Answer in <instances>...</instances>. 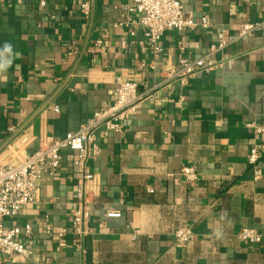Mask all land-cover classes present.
Here are the masks:
<instances>
[{
  "label": "crops",
  "instance_id": "0c3cea01",
  "mask_svg": "<svg viewBox=\"0 0 264 264\" xmlns=\"http://www.w3.org/2000/svg\"><path fill=\"white\" fill-rule=\"evenodd\" d=\"M179 1L208 26L166 31L155 56L141 44L140 27H116L123 0H0V47L11 42L19 54L0 73L1 164L77 132L110 106L117 78L154 93L121 122V133L97 132L101 151L88 164L95 180L87 185L85 254L72 236L64 246L56 238L70 228L77 202L75 151L66 150L57 174L39 183L35 200L6 220L7 228L30 225L32 234L18 238L29 258L4 264H264V135L261 178L254 182L247 155L255 138L246 127L264 126V0ZM82 4L90 7L88 18ZM243 23L262 29L217 54L222 66L185 85L163 83L180 59L205 56L217 34L236 37ZM187 165L199 175L193 187L179 175ZM107 211L121 218L106 219ZM179 228L193 234L184 248L174 244ZM242 228L256 230L261 242L237 241Z\"/></svg>",
  "mask_w": 264,
  "mask_h": 264
},
{
  "label": "built area",
  "instance_id": "2783aa9c",
  "mask_svg": "<svg viewBox=\"0 0 264 264\" xmlns=\"http://www.w3.org/2000/svg\"><path fill=\"white\" fill-rule=\"evenodd\" d=\"M44 6V2H41ZM81 13L85 18L90 15L88 4H82ZM123 20L117 22L116 27L138 26L143 30L145 40L142 45L148 47L157 56L162 53L160 45L163 34L168 30L183 32L197 27L206 28L207 18L195 22L193 15L184 10L179 0H123ZM262 29V24L243 23L239 26L236 37L225 39L222 33L217 34L216 42L210 46L208 53L198 59H180L175 66L167 72L163 83L176 80L182 85L198 73H210L222 66L215 57L224 51L238 38L254 34ZM134 36V31L130 32ZM124 47V42L122 43ZM180 51L183 48L180 47ZM115 88L112 94L110 106L100 109L92 114L75 133H68L62 139H52L42 142L38 148L28 157L20 161L0 163V264L11 262L19 258L27 260L29 253L19 237L28 238L32 234L30 225L23 228H7L6 220L17 217L21 211L30 205L36 198L39 183L46 177H54L60 169L62 153L66 150H74L72 161L76 180V206L71 211V225L69 229H62L56 233L60 246H64V239L72 236L76 248L83 251V242L89 234L90 210L88 206L87 185L95 180L89 168V161L100 155V143L97 132L102 134H119L122 132L121 122L128 119L141 107L145 101L152 102L154 93L142 94L138 85L130 80H115ZM157 87L155 86L154 89ZM153 89V90H154ZM184 103V98L179 97L178 104ZM50 109L58 113L57 106ZM246 127L252 129L254 142L250 146L247 155V165L251 170L253 181L261 178L259 164L263 146L260 137L264 135V126L256 123H248ZM9 133L16 135L18 130L9 128ZM182 180L193 187L198 181V173L194 166L187 165L179 172ZM152 193L151 190H149ZM106 219H119L121 213L116 211L105 212ZM51 227L45 226L44 234H49ZM190 228H179L173 234L174 244L178 248H184L192 238ZM237 241L247 244H259L261 236L254 229L242 228L236 234ZM79 264H85L83 261Z\"/></svg>",
  "mask_w": 264,
  "mask_h": 264
},
{
  "label": "clouds",
  "instance_id": "9594fccd",
  "mask_svg": "<svg viewBox=\"0 0 264 264\" xmlns=\"http://www.w3.org/2000/svg\"><path fill=\"white\" fill-rule=\"evenodd\" d=\"M19 54L14 51V46L11 42H4L3 46L0 47V73L7 71L8 68L12 67L15 58ZM217 236L220 233L216 234Z\"/></svg>",
  "mask_w": 264,
  "mask_h": 264
}]
</instances>
